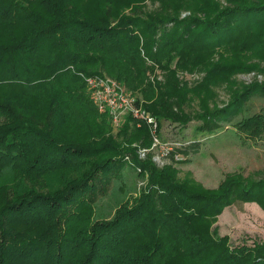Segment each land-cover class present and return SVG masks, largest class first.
<instances>
[{
	"label": "trees",
	"instance_id": "16d2710c",
	"mask_svg": "<svg viewBox=\"0 0 264 264\" xmlns=\"http://www.w3.org/2000/svg\"><path fill=\"white\" fill-rule=\"evenodd\" d=\"M160 1L150 13L120 15L117 0H0V264H264V246L230 249L210 221L232 199L259 198L264 178L240 189L230 181L218 192L179 182L174 155L195 144L173 147L159 168L151 150L138 157L151 140L148 124L131 115L119 132L141 131L137 145L95 138L110 121L93 103L88 77L142 89L148 115L185 123L184 106L209 83L264 73L242 58L264 61V0H184L180 8ZM182 8L189 14L181 17ZM230 46L235 55L220 53ZM189 66L204 71L193 86L176 75ZM155 67L162 79L151 81L145 72ZM254 94L264 98V82L244 85L210 118L236 114ZM248 121L242 126L255 129L264 114ZM85 157L96 162L82 167ZM135 166L147 171V188L111 218L92 220L112 177ZM64 171L69 181L56 180Z\"/></svg>",
	"mask_w": 264,
	"mask_h": 264
},
{
	"label": "rangeland",
	"instance_id": "374dc122",
	"mask_svg": "<svg viewBox=\"0 0 264 264\" xmlns=\"http://www.w3.org/2000/svg\"><path fill=\"white\" fill-rule=\"evenodd\" d=\"M126 1L129 0H117V3L122 7L120 15L129 14L137 7L144 13H150L162 4L160 0L154 2L152 0H141L139 2L133 0L127 6L125 5ZM181 2L184 3V0H168L165 4H172L175 7L178 5V8H180ZM123 3L124 5H122ZM189 12V10L182 8L180 9V16L188 15ZM234 49L233 46H230L219 51L221 53L223 50H227L230 55L226 53L225 56H233L235 55ZM242 58H245L248 64L257 63L258 66L264 68V61L255 57L252 53H246ZM214 59L219 58L216 55ZM171 67L176 68L174 62H172ZM162 73V70L155 67L152 70H146L145 75L152 81L154 76L159 80L162 79ZM203 73L201 66H189L184 70L178 69L176 75L180 81H185L188 86H193ZM228 79L218 83H209L208 89L202 92L197 91L195 98L189 99L190 102L184 106L183 111L189 117L187 122H174L169 119L158 121L155 118L156 131H150L148 125L151 140L149 148L146 149L148 152L151 148L157 151L165 144L173 146L174 149L181 146V143L195 144L188 147L186 153L181 152L177 155V158H174L176 161L174 167L177 171L175 174L179 182L187 181L189 186L193 185L196 189L207 192L223 191L230 181H235L234 187L238 189L247 188L251 187L252 183L264 178V125L260 124L255 129L250 125L248 127L242 126L244 123L250 124L251 122L248 119L252 116L264 114V98L256 94L251 95L244 101L241 110L236 114L221 116L216 119L210 118L214 112L231 102L233 96L241 91L244 85L252 84L255 81L264 82V73L254 69L250 72H237ZM128 90L139 96L142 103L150 101L143 95L142 89L140 91L136 89ZM148 93L151 95V92ZM200 101L202 102L201 106ZM35 102L38 108L41 109V100L36 99ZM143 109L146 111L145 108ZM99 118L97 117L98 121H100ZM119 127H115L110 122V125L98 130V136H95V138L110 139L119 148L137 145L136 139L141 131L137 129L136 135L130 138L120 133ZM136 127L139 126L136 125ZM206 128L211 129V132L206 131ZM93 133V129L89 130L88 139L91 136L94 137ZM152 134L159 137L161 144L159 148H156L158 146L152 147ZM76 135L78 138L83 139L84 137V133L81 131L76 132ZM139 150H137V153ZM112 154L113 152L104 155L112 156ZM138 157L143 159L139 153ZM82 159V167L86 166V163L96 162V158L85 157ZM155 164L159 168L163 166L159 163ZM135 167L136 172L124 167L116 178L112 177L107 194L93 203L92 220L111 218L118 207L125 203L131 204L133 199L138 198L142 191L147 188L149 184L147 171L143 173L140 167ZM71 175L72 173L64 171V174H60L55 179L64 178L67 182ZM36 189L32 187V191H40V189ZM258 196L259 198L255 200L232 199L222 206L219 214L210 220L215 221L211 227H216L218 234L227 238L226 246L230 249L240 245L249 247L254 245L264 246V193H260Z\"/></svg>",
	"mask_w": 264,
	"mask_h": 264
},
{
	"label": "built area",
	"instance_id": "2783aa9c",
	"mask_svg": "<svg viewBox=\"0 0 264 264\" xmlns=\"http://www.w3.org/2000/svg\"><path fill=\"white\" fill-rule=\"evenodd\" d=\"M88 88L91 90V97L93 103L100 113L106 114L109 121L115 127H119L123 119L131 115L136 119H141L146 122L150 131H156V120L143 109L142 103L131 91L124 87L121 83L109 76H91L86 79ZM153 144L152 147L159 148L160 139L156 134H152ZM173 146L165 144L157 151L151 148L152 160L155 163L164 165L170 161V152ZM146 150H140V157L145 156ZM177 158V155H174Z\"/></svg>",
	"mask_w": 264,
	"mask_h": 264
}]
</instances>
